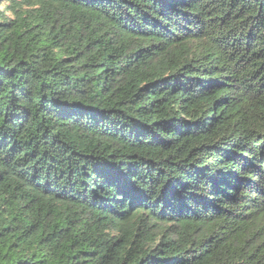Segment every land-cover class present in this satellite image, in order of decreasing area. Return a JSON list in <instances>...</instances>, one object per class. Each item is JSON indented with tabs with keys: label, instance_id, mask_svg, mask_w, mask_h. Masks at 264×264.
I'll return each instance as SVG.
<instances>
[{
	"label": "trees",
	"instance_id": "1",
	"mask_svg": "<svg viewBox=\"0 0 264 264\" xmlns=\"http://www.w3.org/2000/svg\"><path fill=\"white\" fill-rule=\"evenodd\" d=\"M1 2L0 264H264V0Z\"/></svg>",
	"mask_w": 264,
	"mask_h": 264
},
{
	"label": "clouds",
	"instance_id": "2",
	"mask_svg": "<svg viewBox=\"0 0 264 264\" xmlns=\"http://www.w3.org/2000/svg\"><path fill=\"white\" fill-rule=\"evenodd\" d=\"M6 7V5H0V8ZM7 15H11V13H6Z\"/></svg>",
	"mask_w": 264,
	"mask_h": 264
},
{
	"label": "rangeland",
	"instance_id": "3",
	"mask_svg": "<svg viewBox=\"0 0 264 264\" xmlns=\"http://www.w3.org/2000/svg\"><path fill=\"white\" fill-rule=\"evenodd\" d=\"M0 5H6V3H0ZM5 7H3V8H0V10H2V9H4Z\"/></svg>",
	"mask_w": 264,
	"mask_h": 264
}]
</instances>
